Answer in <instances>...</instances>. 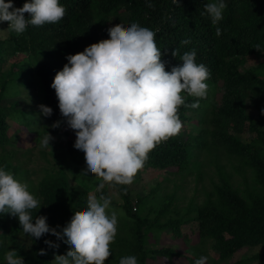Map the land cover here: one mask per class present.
Masks as SVG:
<instances>
[{"label":"trees","instance_id":"obj_1","mask_svg":"<svg viewBox=\"0 0 264 264\" xmlns=\"http://www.w3.org/2000/svg\"><path fill=\"white\" fill-rule=\"evenodd\" d=\"M25 2L26 0H13L16 7H22ZM59 2L66 10L59 22L43 26L30 25L22 35L0 41V64L5 59L16 57L18 63H29L28 74H38L41 86L45 87V104L53 109L50 116L52 120L66 125L60 115L55 90L51 88L56 73L68 63L66 56L83 52L90 44L99 46L102 43L101 37L95 29L103 27L108 33L111 29L108 25L109 18L114 16L121 22L120 25L137 22L156 32V43L162 51L167 71L180 63L179 55L195 49L197 63H203L210 72L207 98L200 99L199 108H179L181 133L157 145L149 153L143 169L156 167L182 173L190 164L195 163L199 152L210 149H226L238 161L237 165L231 164L232 172H226L224 165L216 166L221 180V185L215 189L216 197H210L200 208V214L187 221L179 219L160 223L148 216L133 213V206L141 208L144 200L137 196L136 202H133L131 185L117 186L115 189L122 204L117 205L112 198V207L123 210L126 217L120 218L117 236L110 245L112 255L105 264H119V258L126 256V249L137 251L135 256L139 264H152L150 252L145 247L150 230L158 232L157 234L170 231L187 243H195L192 237L196 238L198 242L189 250L195 251L197 258L207 253L208 241L221 260L229 259L237 249L248 243L260 245L264 249V156L257 147L258 143L244 145L235 137L237 133L251 132L256 135L258 142L264 141V118H247L243 107L245 96L264 99V80L258 75V68L244 73L240 71L241 63L248 56L264 54V0H231L218 25L222 30L219 37L215 35V27L207 16L201 15L206 0H179V6L173 0H151L152 7H148L147 0ZM25 16L27 18L28 14L25 13ZM185 39L190 40V43L181 45V41ZM257 45H260L262 53L256 50ZM173 49H179L177 58L171 55ZM19 56L23 57L22 61ZM2 95L0 94V149L7 152L5 146L10 144L8 117L16 109L3 106ZM196 99L188 96L186 103L191 104ZM195 113H201V118H194ZM10 153L17 156L15 150ZM0 163L12 174L13 171L26 170L23 163L14 165L6 153L0 156ZM234 173L243 174L246 183L252 182L240 196L236 193L239 188L234 189L231 182ZM20 179H23L22 176ZM40 186L38 195L42 197L39 199L41 208L33 210L32 216L34 219L37 215L46 216L51 229H64L78 214V210H86V195H79L78 198L72 195L70 200H66L68 189L64 184L58 185L51 180ZM102 191L105 195H110L107 189ZM170 205L165 201L162 210H169ZM56 219L61 223H56ZM191 222H196L198 229L187 225ZM7 226L9 232L6 231ZM21 236L28 237L30 245L24 243L26 240L21 239ZM45 240L57 243L49 236H42L39 240L30 238L22 232L18 218L0 214V241L3 242L0 244V264H3L5 252L10 249H15L24 258L25 264H52L56 253L46 248ZM40 249L48 254L39 255ZM68 251L63 244L59 245V255L66 257ZM155 252L152 254L156 256H161L163 252H167V257L170 258L179 256L189 264H193L195 260L172 248ZM255 258H260L261 264H264V252Z\"/></svg>","mask_w":264,"mask_h":264},{"label":"clouds","instance_id":"obj_2","mask_svg":"<svg viewBox=\"0 0 264 264\" xmlns=\"http://www.w3.org/2000/svg\"><path fill=\"white\" fill-rule=\"evenodd\" d=\"M173 3L179 6V0ZM147 5L153 6L151 0ZM226 7V0L203 4L201 15L210 20L217 37L222 34L218 25ZM65 11L59 0H26L22 7H15L13 0H0V24H8L0 33L22 35L30 25L55 24ZM128 25L109 29V41L99 46L90 44L83 52L68 54V63L51 83L60 115L75 133L74 149L85 158L86 170L80 176L96 181L95 192L100 193L88 195L86 210L64 229L53 230L46 216L33 218L32 211L41 207L28 185L0 167V214L18 218L22 232L32 239L54 238L56 244L44 241L46 248L56 253L52 264H105L112 255L110 245L123 213L112 207V197L102 190L106 185L113 189L131 185L149 153L181 131L179 108H199L200 99L208 95L210 72L197 63L195 49L179 55L180 63L167 71L156 32L137 22ZM189 43L188 39L181 41V45ZM256 50L261 52L260 45ZM178 54L179 49L171 52L176 58ZM188 96L197 99L187 104ZM39 110L43 117L53 114V109L43 104ZM60 123L56 121L52 127ZM52 140L46 131L39 136L38 147L49 148ZM61 244L69 249L66 257L59 255ZM47 254L40 249L39 255ZM207 260L201 255L193 264H206ZM3 264H25V260L10 249ZM119 264L139 262L135 255H126L119 258Z\"/></svg>","mask_w":264,"mask_h":264},{"label":"rangeland","instance_id":"obj_3","mask_svg":"<svg viewBox=\"0 0 264 264\" xmlns=\"http://www.w3.org/2000/svg\"><path fill=\"white\" fill-rule=\"evenodd\" d=\"M230 2L231 0H226L227 5ZM14 5L16 7L15 3ZM109 21L108 25L111 29L121 26V22L114 16H111ZM95 25H98V23ZM123 26L128 27L127 24H123ZM7 28V22L0 24V30H7ZM95 30L101 37V42L109 41L110 38H108L105 28L99 27ZM13 36H17V34L10 32L0 33V41ZM19 57L22 61L23 57ZM16 59V57H11L0 64L2 105L16 109V112L8 117L10 144L5 146L7 152H3V148L0 149V156L6 153L14 165L18 163L24 164L26 170L13 171V174L16 179L26 183L29 190L38 199H42L38 195L41 190L40 185H46L51 180L56 181L58 185L64 184L66 186L68 189L67 196H65L67 197L65 198L66 200H70L72 195L76 198L79 195H86L87 202V197L90 193L98 196V193L95 192L96 181L80 176L86 170L85 158L74 149L76 143L75 133L67 125L63 126V124L53 128L52 125L56 121L52 120L51 117L39 115V105H46L44 99L45 87L41 86L42 83L37 77L38 74L35 76L28 74L30 71L28 62L18 63ZM42 63L44 64V62ZM257 68L258 75L264 80V54L248 56L240 65V71L243 73ZM3 88L5 89L3 90ZM2 91L3 93H1ZM243 107L247 118L251 120H255L260 116L264 118V99L259 100L245 96ZM201 116V113H195L193 117L200 119ZM46 131L53 137L51 141L52 148L41 149L38 147V138L44 135ZM193 132L195 134L198 133V131ZM235 137L244 145L253 142L258 143L257 147L264 156V141L258 142L254 133H237ZM11 150H15L17 156L11 154ZM218 164L224 165L226 172H232L231 164L237 165L238 161L236 156L229 153L226 149H210L205 152H199L195 163L193 165L190 164L188 169L182 173L166 171L156 167L142 168L134 177L135 180L130 188L132 189L133 202L135 203L137 196H140L144 200V206L141 208H138V206L134 208L133 206V213L148 216L151 220H158L160 223L179 219L187 221L197 217L200 214V208L207 203L208 199L216 197V186L221 185L216 168ZM0 167H3L1 163ZM23 172L25 173L23 174ZM242 175L234 173V178L231 179L234 189L239 188V191L236 192L238 196L242 195L252 185V182L246 183ZM21 176L23 179H20ZM105 189L108 190L117 205L122 204L116 189L107 185ZM165 201L171 203L169 210H162ZM113 208L122 211L123 215L120 218L124 219L126 217V213L123 210L116 207ZM77 213L82 214L83 211L80 212L78 210ZM120 218L118 226L121 225ZM56 223L61 222L56 219ZM187 225L192 226L195 230L198 229L196 222H191ZM8 227L6 231L9 232ZM150 231L151 233L148 234L145 247L150 252L152 264H189L186 259L179 256H177L179 258L167 257L169 256L167 252H163L161 256L152 254L156 253L155 251L157 250L169 248L175 249L189 258L197 259L195 251L189 250L192 245H196L195 243L198 242L196 238L192 237V241H195V243H187L167 230L160 234ZM21 239H25L24 243L30 245L31 240L28 237L21 236ZM263 252L264 249L260 245L248 243L237 249L229 259L221 260L212 249V243L210 244V241H208V250L205 254L208 257L206 264H261L260 258L257 259L255 257ZM136 253L137 251L134 249H126V255H136Z\"/></svg>","mask_w":264,"mask_h":264}]
</instances>
